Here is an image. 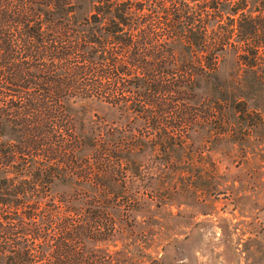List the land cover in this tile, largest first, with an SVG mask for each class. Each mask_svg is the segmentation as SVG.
I'll return each instance as SVG.
<instances>
[{"label": "trees", "instance_id": "trees-1", "mask_svg": "<svg viewBox=\"0 0 264 264\" xmlns=\"http://www.w3.org/2000/svg\"><path fill=\"white\" fill-rule=\"evenodd\" d=\"M80 1L0 0L4 264H111L98 244L142 204L143 164L235 103L225 55L238 69L264 58L263 3L95 0L78 17ZM94 103L112 119L84 118Z\"/></svg>", "mask_w": 264, "mask_h": 264}, {"label": "rangeland", "instance_id": "rangeland-1", "mask_svg": "<svg viewBox=\"0 0 264 264\" xmlns=\"http://www.w3.org/2000/svg\"><path fill=\"white\" fill-rule=\"evenodd\" d=\"M94 1H80L78 17ZM252 1L250 11L264 4ZM219 74L241 79L242 89L227 91L244 104L224 109L218 102L221 113L192 125L180 150L156 153L143 164L152 178L137 183L145 186L142 204L122 230L98 244L111 264H264V86L254 85L264 82V58L238 69L233 55H225ZM199 93L205 107L206 94ZM92 114L113 117L95 103L83 109L84 118Z\"/></svg>", "mask_w": 264, "mask_h": 264}]
</instances>
